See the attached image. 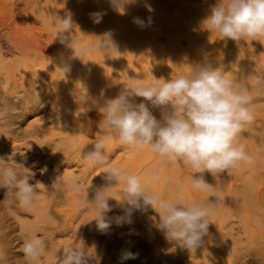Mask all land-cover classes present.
<instances>
[{"label":"clouds","instance_id":"1","mask_svg":"<svg viewBox=\"0 0 264 264\" xmlns=\"http://www.w3.org/2000/svg\"><path fill=\"white\" fill-rule=\"evenodd\" d=\"M118 9L130 0H111ZM149 10L151 11L150 6ZM95 23H100L102 13L91 14ZM50 27L61 44L72 49L76 43L72 15L64 17L46 13ZM134 23L144 27L145 22L134 18ZM151 23L149 18L148 24ZM210 33H219L223 38L237 42L264 40V0H218L202 22ZM90 50L101 52L106 57L117 51L111 33L97 37ZM64 69L69 70L65 65ZM133 86L125 88L114 98L93 101L99 108L100 120L97 127L100 135L91 149L80 151L79 155L87 169H102L103 186L97 187L89 199L88 189H82V178L71 176L68 190L82 193V199L92 207L97 229L106 233L113 219L108 213L113 210L110 200L117 201L123 208V215L116 216L117 226L132 224L135 211H155L159 216L158 227L166 237L179 246L195 250L208 234L214 203H200L190 200L183 189L170 190V195L154 193L149 181L160 179V170L151 169L141 175L113 166L108 138L115 137L121 146L136 150L148 148L161 161L169 165H183L190 170L191 188L199 192L215 194L214 185L208 183L204 173L216 177L223 173L231 175L242 165L254 167L262 158L258 153H249L241 142L242 133L254 123V107L248 80L229 78L222 67L211 63L191 66L189 73L176 78L146 84L133 79ZM252 86L264 85V77H252ZM143 98L140 102L136 98ZM88 97L82 98L86 105ZM147 102V103H146ZM150 105V106H149ZM152 109H159L158 119ZM84 129L80 134H86ZM79 148V145H74ZM8 156L7 160H12ZM0 188H6V198L16 197L22 209L33 208L40 196L29 183L30 169L22 164L8 165L0 157ZM199 174V175H194ZM179 183V182H178ZM121 187L119 199L112 195L114 188ZM47 249L46 240L37 234L35 226L25 231L21 247L27 264H39ZM135 254L125 251L121 259H134ZM93 259L87 249L67 247L59 264H90ZM57 264V259H56Z\"/></svg>","mask_w":264,"mask_h":264},{"label":"bare ground","instance_id":"2","mask_svg":"<svg viewBox=\"0 0 264 264\" xmlns=\"http://www.w3.org/2000/svg\"><path fill=\"white\" fill-rule=\"evenodd\" d=\"M40 1H42V0H40ZM108 18L109 17H107V20H108ZM103 20H102V23L105 25V29L102 31L101 36L105 34L103 32H105L106 30H108L110 28H113L112 24H109L105 18ZM39 22L41 23L40 20H39ZM116 23H117V21H116ZM44 26H45V31H47L48 33L53 31V29L50 27L49 20H47V22L44 23ZM117 29H119V28H117ZM119 30H121V28ZM123 30H121V33H118V35L111 36L112 42L115 45L117 51H113L107 57L105 55H103L101 52H97V54H98L97 57H98L99 62H100V63L98 62V66H99L98 74H96L95 77L92 76L91 81H82L83 79H85V77H82L81 75H84L83 71L86 70L85 66H86V63H88L87 62L89 59L88 57H91V55H92L91 53H88L87 56L83 55L84 54L83 51L85 49H83V50L81 49L82 50V52H80V53H82L81 55H78V53L75 54V53L70 52L65 56H63V54H62L63 57L60 56L59 59H58V56L56 55V52H54L53 55H55L56 58L53 62L48 64L46 62L48 60L45 61V59L40 61V62H33V65L31 67H29L32 69L30 71H26L25 69H22V68H26L25 66H27V64L29 63L28 59L21 55V53L19 52V50L15 47V45L13 43H7L5 41L6 39L8 40V37H9L8 33H5L6 39H3L2 36L4 34L0 28V157H4L5 162L8 165H14L15 163H18V164H22L26 168H29L30 172H31V175L29 178V183L36 188L37 192L40 193L39 199L33 208L22 209L18 206L16 197L14 195H9L6 198L7 189L6 188H0V264H27V261L24 258V253L21 251V247H22V244H23V241L25 238V231L28 230L29 228L33 227V226L36 227L37 234L40 235L41 237H43L47 242L46 252H45L44 256L41 258V261L39 262V264H56V259H57V264H59V260L62 259V257H63V250L66 249L67 247H76V248H84L85 247L87 249V252L90 255H94V257L98 258L97 260H100L103 264H127L125 262V260L121 259V257H122L120 255L121 251L118 250V248L121 249L120 245H122L124 243L126 244L127 241H125L124 237H126V240L130 239V238H127V235L124 236V232L122 231L123 228L121 226H117L114 222V218L116 216H120L121 212L123 211V208L120 206V204L117 201L113 200L111 205H113L115 207V209L111 211L112 213L110 215L107 214L110 219H113V223H112L110 229L106 233H102L97 229L95 221L94 220L91 221L92 219H94V216H95L94 211H90L92 206L89 203H87L84 199H82V193L78 194V193L72 192V191L68 190V187H67L68 179L71 176L75 175V176L82 178V180H83V184L81 185L82 189H84L86 191L91 186L88 189L89 199L91 200V198L94 194L95 188L103 186L106 183L102 178L103 177V174H102L103 170L99 169V168L87 169L85 166V162L81 160L79 153H80V151H83V150L87 151V150L91 149L92 144L95 142V140L100 135L97 124H98V121L100 120L101 116H100L99 108L95 104H93V101L94 100L100 101V103L102 104L103 99L114 98L122 90H124L125 88H128L129 87L128 81L132 80L133 84L135 83V81H133L132 77H130V80L127 81L128 83L126 82V78H129V77H126V73H127L126 71L127 70L125 68H127V69L129 67L131 68L130 65H133V64L130 62L133 59H135V57L130 58V61H128L129 56L127 55V52L124 51V49H125L124 46L126 45V42H128L129 38L133 39V37H134L136 40L137 37L140 38L139 37L140 35L138 36V34L137 35L135 34L137 36L136 37L135 35L134 36L132 35L133 31L130 34V33L126 32L127 30L126 31H123ZM93 33H95V32H93ZM205 34L207 35L206 32H205ZM47 36L49 37L48 40H50L53 43L56 42V39L53 38L54 35H53V37H52V35H47ZM91 37H92V35H91ZM167 38H169V37H167ZM210 38H211V36H210ZM224 40H225V38H224ZM227 40H229V39H227ZM227 40H226V42H227ZM2 41H5V44H6L5 46L3 45L4 43ZM76 41H77V39H76ZM248 41H251V40H248ZM167 42H169V41H167ZM230 42H233V47H235V48L239 47L241 45L237 41H230ZM255 42H257V41L255 40ZM259 42H262V41L259 40ZM163 44H166V43H163ZM160 45H161L160 41H157L155 45H152L153 46L152 48L155 49ZM259 45L257 46L258 48H256V46L255 47L252 46L253 50H252V48H251V50H252L253 56H251V55L250 56L253 58L255 57V60L253 59V61H255L257 63L263 62L262 64L264 66V43H262V45L259 43ZM79 46H81V45H79ZM170 46H171V55L173 54L174 58L176 59L175 62H179L180 66H181L180 68L176 67V69L179 68V69L184 70L185 69L184 64L186 62L185 59L187 58V57H185L186 56L185 54L187 53V55L189 57V53L186 51V49L184 48L183 45H181L183 49L180 47V45H179V47L175 46V45H170ZM247 46H249V45H247ZM261 47H263V48H261ZM243 49L244 48L242 46V50ZM244 50H246V49H244ZM247 50H249V49H247ZM123 52H125L126 54H124ZM242 53H244V52H242ZM249 53H250V51H249ZM125 55H127L126 56L128 58L127 60L125 59L126 57L124 58ZM129 55H131V54H129ZM131 56H133V55H131ZM203 56H202L203 62L202 63L200 62V63L201 64L208 63L207 61H209V60H207ZM244 56H246V55H244ZM247 56L249 59L250 56L249 55H247ZM190 57H191V55H190ZM124 59L126 60V62H123V61H125ZM83 62H85V63H83ZM224 62H226V59H224ZM249 62H251L250 59H249ZM123 63L127 64V66L126 65L123 66ZM65 65L69 66L68 71L66 69H64ZM177 66H179V65H177ZM130 68L128 70H130ZM132 68L134 69V66H132ZM263 68H261V69L263 70ZM133 69L130 71L133 72ZM262 70H260V71H262ZM190 71H191V69H190ZM262 74H263V72H262ZM262 74H260L261 75L260 77H264V74L263 75ZM78 76H81L82 78L78 80L77 79ZM17 77L22 79L21 83L19 82L20 85L17 84ZM54 78L58 79L57 84L52 82ZM23 80H24V82H23ZM239 80H244V78L240 77ZM49 81H51V84H49L51 86L46 89V85ZM132 82H130V83H132ZM133 84H131V85H133ZM249 86L252 87V90H253L252 94L254 93L253 95H254L256 101L264 100V85L259 86V87H254V86H252V82H250ZM254 89H256V90H254ZM84 97H88V101H87L86 105L82 102V98H84ZM262 109L264 111V108H261V109L256 108L255 111L257 112L259 110L258 112H261ZM152 111L154 113L155 109H152ZM54 122L58 123L57 127H56V123H54ZM257 123H259L260 125L257 124V127L254 126L255 127L254 129H253V126H251L252 128L250 127L248 129L249 137L253 138L252 136H250V132H253L252 135L254 136V138L258 139V141L256 139L254 141L258 142V143L260 142V145L264 146V125H263L264 123L263 124H261L260 122H257ZM53 124L55 125L54 130L56 129L55 131H57V132L49 134L50 136L48 138L45 137V135L48 134L49 131L53 130V128H52ZM84 129H87L86 134L81 135L80 133ZM252 130H254V131H252ZM247 136H248V134H247ZM249 137H246V138L248 139ZM251 138H249V139H251ZM253 139L249 140L250 145H251V142H254V141H252ZM240 140L242 142L243 139L240 138ZM115 141L117 142V139L115 137H109L108 138V145H109V148L111 149L109 158L111 159L113 166H116V167H119V168L125 170V167L127 166V165H125V163H127V162H125L124 160H126V158H128V157L127 156L125 157L124 155H122V153L119 154V152H118L119 147H117L118 145H116V147H115V144L112 145L113 143H115ZM255 142L253 144H255ZM242 143H244V142H242ZM258 143H256V144H258ZM247 144L248 143L246 142L245 145H247ZM74 145H79V148L74 147ZM252 146L253 145H251L250 147H252ZM246 147H249V146L247 145ZM255 147H257V146H255ZM120 148L122 149L123 147H120ZM125 149H127V148H125ZM255 149L256 148H254V151L251 153H258L262 158H264V150H260V147L256 151H255ZM261 149H264V148L262 147ZM122 150H124V149H122ZM122 150H121V152H122ZM128 150H129V148H128ZM248 150L250 151V148H248L247 151ZM124 151H126V150H124ZM139 151L141 152V149ZM130 152H132V151L130 150L129 153ZM140 152L137 154H140ZM147 152L148 153L146 156L143 154L144 158H146L145 159L146 161L143 160L144 158L139 159L140 157L138 158L137 161H140V162L144 161V163L146 164L149 161V159L151 158V155L149 154V150ZM141 153H145V152H141ZM150 153L152 154L151 151H150ZM134 154H136V153H134ZM137 154H136V156H137ZM131 155H132V153H131ZM131 155H130V158H131ZM133 155H132V161H134V158L136 157ZM8 156H12L13 159L7 160ZM147 157H150V158L147 159ZM122 158H123V161H121ZM135 160H136V158H135ZM132 161L130 162L131 164H132ZM157 161L158 160H156L155 163ZM263 161H264V159H262L259 162H263ZM136 163H135V165H136ZM144 163L142 162V165ZM3 164H4V162H0V166H3ZM135 165H132L131 166L132 168H130V170L133 173H135L134 172L135 170L133 168V166H135ZM152 165H154V162L152 163ZM258 165L260 166V164H258ZM258 165H256V166H258ZM128 166H130V164ZM150 167L155 168V166H150ZM246 167H248V166H246ZM145 168H144V170H145ZM177 168H178V166H176L175 170ZM248 168H250V167H248ZM261 168L262 169L260 172H262V170L264 171V165ZM128 169H129V167H128ZM179 169L180 168H178V170ZM241 169H240L241 172H243L244 169L243 168H241ZM147 170H149V169H147ZM253 170H255V169H253ZM188 171H189V169H188ZM181 172H183V171H179L178 173H181ZM238 172H236V173H238ZM257 172H259V171H257ZM139 174L143 175V173L142 174L139 173ZM185 175H183L182 177H184ZM188 175H189V173H188ZM188 175H186V177ZM221 175L227 176L228 174L223 173ZM237 175L239 176V175H241V173L239 172ZM261 175L264 177V173L263 174L257 173L254 176H261ZM252 176L250 177L249 175H247V177H250L247 180H244L245 177H243V179L241 181H239L241 183L239 186H236V188L234 187L235 189L231 188V189L235 190L234 193H235V197H236V198H234L235 200L230 198L231 200L234 201L231 204L232 208H236L238 206V204H237L238 202L241 204V202L244 198H246L250 203L256 204L258 207L264 206V193H263L264 191H263V189L261 190L263 192H261L260 190L258 191V189H257V191L254 190V189H256L255 187H257L255 183H257L259 177H252ZM263 177H262V179L264 180ZM213 178H212V180H213ZM179 179H180V177H179ZM208 179H211V177L210 178L208 177ZM255 179H256V181H254ZM206 180H207V178H206ZM212 180L209 181V183L212 182ZM213 181H215V179ZM149 182H152V181H149ZM207 182H208V180H207ZM216 182H217V180H216ZM217 183H219V182H217ZM152 184H154V181L152 182ZM155 184H157V180L155 181ZM173 185H174V183H173ZM214 185H216V184L214 183ZM148 186L151 189V185L149 184ZM121 187L122 186L114 188L112 190V195H114V194L116 195L121 190ZM258 187L261 189L260 186H258ZM151 190L154 193H156L155 192L156 190H154V188ZM171 190H173V189H171ZM197 192H199V191H197ZM199 194L203 195L201 192ZM115 195H114V197H115ZM195 196L197 197V194ZM116 198L119 199L118 197H116ZM203 198H204V195L200 199H203ZM198 202L201 203V200ZM206 202L207 201H205L204 203H206ZM226 204H225V206H226ZM65 205H66V207H64ZM61 206H62V209H61ZM221 207H219V208L221 209ZM219 208L217 210V207H215L214 210H216L218 213V211H220ZM230 210H232V209H230ZM230 210H229V213H231ZM224 211L226 213L227 209H225ZM143 213L144 212H141V211H135L133 213L132 219H133L134 223H136L135 225L134 224L133 225L137 226L140 222V217L146 215L145 219L142 220V222H144V223L141 222L137 226L138 230L145 231V226L147 228L146 231L149 230L150 227H152V229L156 228L155 219L157 217L154 218L153 210L149 209L147 214L144 213V215H143ZM212 213L215 215V211H213ZM212 217H215V216H212ZM217 217H219V216H217ZM220 217H219V219H220ZM141 218H143V217H141ZM214 219H216V218H212V220H214ZM227 219H229L228 216H227ZM263 220H261V221H263ZM223 221H226L225 218L223 219ZM212 222H214V221H212ZM212 222L210 221L211 224H212ZM226 222H223V223L226 224ZM228 223H229V221H228ZM263 223H264V221H263ZM128 225L126 224V227ZM210 225H209V227L212 229V227ZM236 225H237V223L235 224V226L230 225L229 228L227 227L228 229L226 230V232L223 230L225 233L223 235L218 234L219 237L217 236L216 237L217 239L214 242L217 244H221L222 245L221 247H223V245L224 246H226V245L233 246V244H235L234 242L236 239H237V242L238 241L240 242V240H238V238H236L237 231H238V229L237 230L235 229L237 227ZM246 225L247 224H245V226ZM124 228H125V226H124ZM216 228H215V230H216ZM237 228H239V226ZM245 228L247 230L249 229L248 226ZM158 229H160V228H158ZM241 229H243V231H245L244 228H241ZM135 230H137V229L134 228V232L130 230L131 232H133L132 234H129V235H131V238L133 240L130 242L137 245L139 247V249L141 250L143 248V245H141L139 242L140 237L138 236V230L137 231H135ZM156 231H154V232L156 233ZM159 231L157 234H160ZM127 232H129V231H127ZM127 232H126V234H127ZM216 232H217V230H216ZM238 232H240V231H238ZM145 233L146 232H142V234H145ZM153 233H151V234H153ZM163 233L164 232L161 231V234H163ZM218 233H219V231H218ZM220 233H222V232H220ZM238 234L240 235L242 233L240 232ZM245 234L248 235L249 232H246ZM147 235H149V234L147 233ZM153 235L155 236V234H153ZM153 235H150V237H148L149 240L152 238ZM214 235H215V233H214ZM239 235H237V236H239ZM66 236H68L66 240H63V241H60L59 239L57 240V238L61 239L62 237H66ZM163 236H166V235L163 234ZM159 237L162 238V236H160V235H159ZM142 238H144V237H142ZM144 239H147V237H145ZM144 239H142V241ZM162 239L165 240V238H162ZM166 239H168V238L166 237ZM212 240H213V238H212ZM170 241H169L168 245L171 244ZM250 241H251V239H250ZM128 242H129V240H128ZM153 242H154V238H153ZM157 242L155 245L151 244V246L149 245L150 244V242H149L148 245H149L150 250L153 251L156 247L157 248L160 247V248L158 250H155L156 252H154L153 254L149 255L150 257H152L153 262L144 261L143 262L144 264H159V262H164V261L167 262L166 264H219V262H220V261L219 262L216 261V259H217L216 257H215L216 259H214L212 257L210 260L207 259V262L206 261L204 262L199 257H197V255H196L197 253L194 254V253L187 252L186 255L184 254L185 252L184 253H178L175 255L167 254V253L163 252L165 249H168V246H167V248H165V246H163V245H167V244L160 245L161 243L157 244ZM212 242L210 241L209 243L207 242L206 244H204V242H203V244H204L203 248L207 249L208 248L207 246L209 244L211 245ZM263 242H264V240H263ZM263 242L261 240V242H259V244L263 243ZM132 243H131V245L130 244L129 245L133 246ZM151 243H152V241H151ZM166 243H167V241H166ZM82 244H84L83 245L84 247L82 246ZM217 244H214V245H217ZM176 245H177V243H176ZM173 246H175V245H173ZM254 246H255V244H254ZM256 247H257V245H256ZM112 248H114V250L111 252ZM129 248L127 250H130ZM240 248H241V246H240ZM209 249H210V247H209ZM213 249L214 248H212L211 251H213ZM258 249H260V248L258 247ZM258 249H255V250H258ZM184 250L185 249H183L182 251H184ZM241 250H242V248H241ZM241 250L239 252H241ZM134 251H135V249H134ZM170 251H171V249H170ZM172 251H173V249H172ZM137 252H140V251L137 250ZM148 252L150 253V251H148ZM253 252L254 251L252 250V253ZM111 253H113L115 256H113V254H111ZM205 253L208 254L207 252H205ZM252 253H250V252L243 253L242 252V254H243V256L241 257L242 259L239 258L238 257L239 255L237 254L238 258L236 259V264H238V263L245 264L246 263L245 259H247V260L249 259V260L254 261L255 258L256 259L258 258V259H261L264 261V253L262 251L260 252V254L259 253L255 254L256 257ZM21 254L23 255L22 258H21ZM209 254H211V253H209ZM140 255L142 256V251L140 252ZM219 255H221V254H219ZM229 256H231V255H229ZM143 257H142V260H143ZM186 257H187V259H186ZM201 258H202V256H201ZM95 260L96 259H93L90 262V264H94ZM132 260H133L132 264H134V263L139 264L141 262L140 258L137 256H136V258H134ZM130 261H131V259H130ZM130 261H128V262L130 263ZM258 261L259 262L256 264L260 263V260H258ZM225 263L228 264V262H225ZM250 263H251V261H250ZM161 264H165V263H161Z\"/></svg>","mask_w":264,"mask_h":264},{"label":"rangeland","instance_id":"3","mask_svg":"<svg viewBox=\"0 0 264 264\" xmlns=\"http://www.w3.org/2000/svg\"><path fill=\"white\" fill-rule=\"evenodd\" d=\"M217 2H218V0H130V2L124 4L123 10L122 9L120 10L112 4L111 0H44V1L43 0L42 1H40V0H0V28L4 34L2 36L3 39H6L5 33H8V36H9L8 40L6 39L5 41L7 43H13L15 45V47L19 50L21 55L28 59L29 63L27 64V66H25L26 68H22V69H25L26 71H30L32 69L29 67H31L33 65V62H40L44 59H45V61L48 60V61H46L48 64L53 62L56 58V56L53 55L54 52H56V55L58 56V59H59L60 56H62V54H63V56H65L70 52L75 53V54L78 53V55H81L82 53H80V52H82V50L85 49L83 51L84 52L83 55L87 56L88 53H91L92 55H91V57H88L89 58L87 61L88 63H86V66H85L86 70L83 71L84 75H81V76L85 77V79H83L82 81H91L92 76L95 77L96 74H98V72H99V66H98L99 59L97 57V55H98L97 52L93 53L90 50V48H91V45L96 41L97 37L101 36L102 31L105 29V25L102 23V20L105 18L109 24H112L113 28H110L103 33H111V36H114V35H118V33H121V30L124 29L123 31L127 30L126 32H128L130 34L133 31L132 32L133 36L135 34L136 35L138 34V36L140 35L139 36L140 38H138L135 35L137 37L136 40L134 37H133V39L129 38L128 42H126V45L124 44L126 47L124 46L125 49L124 48L123 49H124V51L127 52L129 59L126 57L127 55H125L124 58L126 57L125 59L126 60L128 59V61H130V58L135 57V59H133L130 62L133 65H130L131 68L129 67L130 70H132L133 69L132 66H134L133 72L128 70L129 68L128 69L125 68L127 70L126 71L127 72L126 77H129V78H126V82L128 80H130V77H132L133 79H138V80H140L146 84L154 83V82H156V79H161V78H163L165 80H169L171 78L174 79L182 73H185V74L189 73L191 66H194L196 64H201L203 62L202 56L204 55L203 57H205L207 60L210 61V62L207 61L208 63H211L214 67H222L224 69V71L226 72V75H228L229 78L239 80L240 77H243L244 80L245 79L248 80V83L250 85L252 77H257V76L260 77L261 76L260 74H262V72L264 74V68H263L264 66L262 64L263 62L257 63L255 61H253V59L255 60V57L254 58L251 57V56H253V54H252L253 47L256 46V48H258L257 46L259 45V43L262 45V43H264V40H261L262 42H259V41L255 42V40H253V41L252 40L251 41H248V40L241 41L239 43L241 45L243 44L242 45L243 48L246 49V50H244V49L242 50L241 45L239 47H236V48L233 47V42H230V41H234V40H230V39L227 40L228 38L227 39L225 38V40H224V38L218 32L216 34V33H210L209 31H207L203 27L202 22L206 18V16L210 13L211 7L214 6ZM148 6H150L151 11L149 10ZM97 12L102 13V19H101L100 23H95L92 16H91L92 13H97ZM46 13H56L61 17H64L66 14H69V13L72 15V19H73L74 24H75L73 26V29H74L73 31L75 33V39H77L76 43L74 45H72V49L59 42V39L56 38V33L54 30L49 32V33L47 31H45L44 23H46L48 20V19H46ZM107 17H109L108 20H107ZM134 18H140L141 20H143L145 22V25H147V26H144V27L138 26L136 23L133 22ZM149 18L151 19L150 24H148ZM39 20L41 21V23L39 22ZM116 21H117V23H116ZM117 28H119V29L121 28V30H119ZM93 32H95L96 34ZM205 32L207 33V35L205 34ZM47 35H52V37L54 35L53 38L56 39V42L53 43L50 40H48L49 37ZM91 35H92V37H91ZM166 36L169 38H167ZM210 36H211V38H210ZM226 40H227V42H226ZM5 41H2L4 43L3 44L4 46L6 45ZM157 41H160L161 45L158 46L159 48L157 47V48L153 49L152 45H155ZM167 41H169V42H167ZM163 43H166V44H163ZM79 45H81V46H79ZM170 45H175L178 47L180 45L181 48H182L181 45H183L184 48L186 49V51L189 53V57H188L187 53L185 54L186 55L185 57H187V58L185 59L186 62L184 64V68H185L184 70L179 69L181 67L180 63L175 62L176 59L174 58L173 54L171 55V46ZM247 45H249V46H247ZM251 48H252V50H251ZM261 48H263V47H261ZM247 49H249V50H247ZM249 51H250V53H249ZM242 52H244V53H242ZM123 53L126 54L125 52H123ZM129 54H131L133 56H131ZM190 55H191V57H190ZM244 55H246V56H244ZM247 55H249V56L251 55L249 57L251 62H249ZM224 59H226V62H224ZM126 60L123 62H126ZM83 63H85V62H83ZM124 65L127 66V64L123 63V66ZM177 65H179V66H177ZM176 67H179V68L176 69ZM261 68H263V70ZM260 70H262V71H260ZM81 76H78L77 79L78 80L81 79L82 78ZM21 81H22V79L17 77V84L20 85ZM57 81H58V79L54 78L52 82L57 84ZM23 82H24V80H23ZM128 82L127 83L129 84V87L133 86V85H131V84H133L132 80L128 81ZM130 82H132V83H130ZM49 84H51V81H49L47 83L46 89L51 86ZM254 90H256V89H254ZM252 92H253L252 87H250V93H251V96L253 98L252 99L253 107L255 109L256 108H260V109L264 108V100L256 101V99L253 95L254 93L252 94ZM142 99L143 98L137 97L136 101L140 102ZM257 112L256 111L254 112L255 120H254V124L251 125V126H253V129L255 128L254 126L257 127V124L260 125L257 122H260L261 124L264 123V111H263V109L261 112H258V113ZM153 114H155L158 119L160 118L159 109H155V112ZM54 123H56V127H57L58 123L57 122H54ZM54 126L55 125L53 124L52 125L53 130L50 129L51 131H49L48 134L45 135V137L48 138L50 136L49 134L57 132V131H55L56 129L54 130ZM252 131H254V130H252ZM248 132H249L248 130L245 131L244 132V134L246 133L245 135L242 133L241 138L243 139L242 142H244L245 144H246V142L248 143L247 145L249 147H246V149L250 148V151L248 150L249 153L253 152L254 148H256L255 151L259 147H260V150H264V149H261L262 147L264 148V146L260 145V142L258 143V142L254 141L255 139L258 141V139L254 138V136L252 135L253 132H250V136H252L254 139L249 137ZM247 134H248V136H247ZM246 137L253 139L252 141H254L255 144L256 143H258V144L255 145V144H253L254 142H251V145H253V146L250 147L251 145L249 143V140H251V139L248 138L249 139L248 140ZM118 143H119V141L117 140V142L115 141V143H113L112 145L115 144V147H116V145H118L117 147H119V151H118L119 154L122 153V155H124L125 157L126 156L128 157V158H126V160H124L125 162H127V163H125V165H127L126 166L127 168L125 167V170L132 172L130 170V168H132L131 166L135 165L136 162H137L136 165L133 166V168L135 170L134 171L135 174L140 175L139 173L142 174V173L146 172L147 169L151 170L152 168L160 170V179L157 180V184H155L156 180L154 181V184H152L153 181L149 182V184L151 185V189L154 188V190H156L155 191L156 193H158L162 196H168V195H170L171 189L180 190L182 188L183 191L185 192L186 196L190 200H193V201L195 200V202L196 201L198 202L201 200V203H204L205 201H207L206 203L212 202V203H214V208L217 207V210L219 207L222 206L221 209L219 208L220 211H218V213L216 210H213V211H215V215L212 213L213 214L212 216H215V217H212V216L211 217L216 218V219L212 220V218H211L210 221L211 222L214 221V222H212V224L210 223L211 225L209 224L213 230L209 227L210 229H208V234L203 238L204 244H206L207 242L209 243L210 241L211 242L213 241L211 243V245L207 244L208 245L207 249L203 248L204 244L202 243L203 245H201V247H198V248H196V250L192 251V250H189V249L184 248V247L181 248L178 244H177L178 245L177 246L175 241L171 240L172 241L171 242L169 239H166V236H163V234L165 235V233L161 234L162 230L158 229L159 228L158 227L159 216L155 211H153L154 218L157 217L155 219L156 228L152 229V227H150L151 225L149 224L150 225L149 226L150 228L148 227L149 230L146 231L147 228L145 225H144L145 231L138 230L137 226L142 222V220L145 219L146 215L141 216L143 218L140 217V222L137 226H134L136 224V223H134V221L132 224H129L131 227L128 224L127 225L129 227L128 226L126 227V224L124 225L125 228H124V226H122L123 229L122 228L121 229L124 232V236L127 235V238H130V239L126 240V237H124L125 241H127L126 244L124 243V244L120 245L121 249L118 248V250L121 251V254H120L121 256L125 251H131L137 257L140 258L141 262L139 264H142L144 261L153 262L152 257H150L149 255L156 252L155 250H158L160 247L158 246L159 248L156 247L152 251V250H150L149 245L150 246H151V244L155 245L157 241H158L157 244L161 243L160 245L167 244V245H163V246H165V248H167V246H168V249H165L167 252L164 250L163 251L164 253L173 254V255L178 254V253H184V252H185L184 253L185 255L187 254V252L194 253V254L197 253L196 254L197 257H199L202 261L207 262V259L210 260L213 257L214 259L217 258L216 259L217 262L220 261L219 264H226L225 262H228V264H236V259L238 257L241 258L243 256L242 252L243 253H246V252L252 253V250H253L254 251L252 253L253 255H255L257 253L260 254L261 251L264 253V251H263L264 250V242H263V240H264V226H263L264 225V223H263V221H264L263 220L264 219V206H260L261 207L260 208L256 204L250 203L246 198H244L242 200L241 204L238 202L237 203L238 206L236 208H232V205H231L232 202H234L233 200H235L234 198H236L235 193H234L235 190H233V189H235L236 186H239L241 184L239 181H241L243 179V177H245L244 180L249 179L252 175H253L252 177H259L257 183H255L257 187H255L256 189H254V190L257 191V189H258V191L259 190L261 191L263 189V191H264V180L262 179L263 176L262 175L261 176H254L257 173H261V174L264 173L263 170H262V172H260L262 169L261 167L264 165V161L258 162L256 164V165L260 164L261 167L259 165L258 166L255 165L254 167L248 168V167H246V165H243L241 168H243L244 169L243 172L244 171L245 172L244 173L241 172L242 169L239 170V172L241 173L242 176L237 175L239 173L238 171H237L238 173L235 172V173H233L231 175H227V176L219 175V176H216L214 178H213V176H211V174L204 173L205 179L207 178L208 183H209V181L212 180V178H213V180L215 179V181L212 180V182H210V184H212V185H214V183L216 184V185H214V187L216 189V193L213 195V194H210L207 192H201L204 195V198L200 199L203 197V195L199 194L200 192H197L191 188V180L189 179L190 170L188 171L187 167H184L181 164L178 166V168H180V169L178 170V168H177L175 170L176 166L169 165L168 163L161 161L160 158H158L156 154L152 153L154 155L153 156L150 153V151H149V154L151 155V158L147 157V159H149V158L150 159H149V161L147 160L148 162L145 164L144 161H146L145 160L146 158H144L143 154L146 156L148 153L147 152L148 149L146 147L141 149V152H145V153H141L139 150L137 151L134 148H129V150H128V148L125 149V147L121 146L120 143L119 144ZM254 145L257 147L259 145L260 146L257 148ZM120 147H123L122 149H124L126 151L122 150ZM121 150H122V152H121ZM130 150L132 152L129 153ZM139 152H140V154H137ZM131 153H132V155L134 153L137 154V156H136V154L133 155V156H136L135 157L136 160L133 157L134 161H132ZM130 155H131V158H130ZM138 158L139 159L144 158L143 159L144 161H141V162L137 161ZM154 160L155 161L158 160V161L155 163ZM121 161H123V158ZM131 161H132V164L130 163ZM152 161L154 162V165H152V163H153ZM142 162L144 163L143 165H142ZM129 164H130V166H128ZM150 166H155V168L150 167ZM128 167H129V169H128ZM145 167L146 168L148 167V168L146 169ZM144 168H145V170H144ZM253 169H255V170H253ZM177 171L178 172L183 171V172L178 173ZM257 171H259V172H257ZM184 173L185 174L187 173L186 175H188V173H189V175L186 177V175ZM183 175H185V176L182 177ZM194 175H199V174H194ZM247 175H249L250 177H247ZM141 176L143 177V175H141ZM179 177H180V179H179ZM208 177L209 178L211 177V179H208ZM216 180L219 183H217ZM254 181H256V179ZM173 183H174V185H173ZM258 186H260L261 189ZM231 188H233V189H231ZM263 191H261V192H263ZM118 193L116 195L114 194L115 198L116 197L119 198ZM195 193L197 194V197L199 199L195 196L196 195ZM230 198L233 200H231ZM112 202H113V200L109 201L110 204H112ZM225 204H226V206H225ZM64 207H66V205ZM61 209H62V206H61ZM114 209H115V207L113 206V210ZM225 209H227V211H226L227 214L224 211ZM228 209L229 210L232 209V210H230L231 213H229ZM111 213L112 212H110L108 214L110 215ZM144 213L147 214V212H144ZM144 213H143V215H144ZM121 215H123V211L121 212ZM216 215L219 217L221 216L220 219ZM227 216L229 219H227ZM224 218L226 221L228 220L229 223H228V221L227 222L223 221ZM260 219L263 221H261ZM221 220L223 222H226L227 225L224 224ZM142 223H144V222H142ZM236 223H237L236 226L237 227L239 226V228L236 227L235 229L236 230L238 229V231H240L242 233L239 235L238 233H240V232L237 231V235H239L240 237L236 235V238H238V240H240V242L239 241L237 242V239H236L234 242L235 244H233V246L226 245L227 247L224 245H223V247H221L222 246L221 244H217L214 242L217 239L216 238L217 236L219 237L220 234L223 235L226 232V230L230 227V225L235 226ZM245 224H247V225L245 226ZM247 226L249 227L250 230L249 229L247 230L245 228ZM128 228L129 229L131 228L130 230L133 232H134V228H136L138 230V236L140 237L139 242L141 245H143L144 249L142 248L140 250L137 245L130 242L133 240L131 238V235H129V234H132L133 232H131ZM215 228H216L217 232H216ZM241 228H244L245 231H243V229H241ZM137 230H135V231H137ZM127 231H129V232H127ZM154 231H156V233ZM158 231L160 234H157ZM218 231H219V233H218ZM126 232H127V234H126ZM142 232H146V233L142 234ZM220 232H222V233H220ZM246 232H249V234L248 235L245 234ZM147 233L149 235H147ZM151 233L155 234V236ZM214 233L216 236L214 235ZM150 235H153V236L149 240L148 237H150ZM159 235L162 236V238H165V240L160 238ZM67 237L68 236L62 237L61 239L57 238V240L59 239L60 241H63V240H66ZM142 237H144V238L147 237V239H144ZM153 238H154L155 243L153 242ZM212 238H213V240H212ZM142 239H144L145 241L144 240L142 241ZM250 239H251V241H250ZM128 240L130 243L128 242ZM261 240L263 243L259 244V242H261ZM148 241L150 242V244ZM151 241H152V243H151ZM166 241H167V243H166ZM169 241L171 243L170 244L171 246L168 245ZM131 243L133 246H130ZM214 244H217V245H214ZM254 244H255V246H254ZM83 245L84 244H82V246ZM173 245H175V246H173ZM256 245H257V247H256ZM240 246H241L243 251L241 250ZM209 247H210V249H209ZM258 247L260 249H258ZM128 248L130 250H127ZM212 248H214L215 250L213 249V251H211ZM134 249H135V251H134ZM170 249H171V251H170ZM172 249H173V251H172ZM183 249H185V250L182 251ZM255 249H258L259 251L255 250ZM113 250H114V248H112L111 252ZM137 250L140 252L142 251V256L140 255V252H137ZM240 250H241V252H239ZM148 251H150V253ZM205 252H207L208 254H206ZM209 253H211V254H209ZM111 254H113V253H111ZM219 254H221V255H219ZM229 255H231V256H229ZM113 256H115V255L113 254ZM136 256H135V258H136ZM201 256H202V258H201ZM22 257H23V255L21 254V258ZM142 257H143V260H142ZM255 257H256V255H255ZM186 259H187V257H186ZM245 260H246L245 264H249L250 261H251L250 264H256L259 262L258 260H260L259 264H261V263L264 264V261L261 259H258V258L257 259L255 258L254 261L249 260V259L248 260L245 259ZM128 261H130V259L125 260V262L127 264H132L133 260L131 259L130 263ZM161 263L166 264L167 262L166 261L159 262V264H161ZM94 264H103V263L100 260L96 259L94 261ZM134 264H136V263H134ZM238 264H241V263H238Z\"/></svg>","mask_w":264,"mask_h":264}]
</instances>
